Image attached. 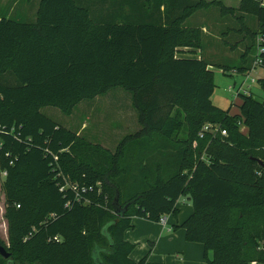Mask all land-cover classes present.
<instances>
[{
	"label": "trees",
	"instance_id": "16d2710c",
	"mask_svg": "<svg viewBox=\"0 0 264 264\" xmlns=\"http://www.w3.org/2000/svg\"><path fill=\"white\" fill-rule=\"evenodd\" d=\"M212 7L220 10L218 37L244 49L238 65L219 68L247 73L256 56L264 67V0H38L33 21L2 8L0 168L10 256L0 254V264H165L133 260L125 233L133 216L177 217L181 196L193 204L181 227L204 244L208 264H264V97L240 94L236 113L213 103L210 26L193 18ZM184 46L202 57L177 58ZM258 81L264 92V77ZM116 87L131 94L140 128L114 150L41 111L69 115ZM206 123L228 134L200 137ZM66 180L93 189L78 194L61 188Z\"/></svg>",
	"mask_w": 264,
	"mask_h": 264
},
{
	"label": "rangeland",
	"instance_id": "374dc122",
	"mask_svg": "<svg viewBox=\"0 0 264 264\" xmlns=\"http://www.w3.org/2000/svg\"><path fill=\"white\" fill-rule=\"evenodd\" d=\"M37 1L38 0H0V13L3 14L2 8L7 9V7H9L7 10L9 13L12 11L11 14H14L12 15L13 18L33 21L35 20V16L33 17V15H31V9L36 8ZM114 2H116V0H114ZM223 2L232 4V6H237L240 0H223ZM26 5L28 6L25 7ZM124 7L125 12L131 14V16L133 15L132 17L138 20L137 17L140 16L134 13L135 10H132L130 5ZM21 12H28V15L23 16ZM115 16L119 18L121 15L116 11ZM220 17L219 8L212 7L208 10L199 11L193 18L195 22H200L202 20L210 26L208 27L210 31L209 34L213 37V40H211L212 46L209 48L206 47L204 51L205 57L214 65L212 68L214 70V81L216 85L212 96L213 103L223 109L231 107V112L236 113L239 111L238 104L241 102V96L235 93L239 86L243 85V87L250 90L256 98L260 100L263 99L264 92L258 79L264 77V67L259 66L256 70L251 69L247 73L237 72V74L233 73L234 69L224 70V68H219V66L223 67L224 65H238L242 53L244 52L243 47L230 49L221 38L218 37L217 33L220 30L218 19H220ZM253 19H255L257 23L256 18L253 17ZM252 78H255L254 82L251 81ZM230 85L236 86L235 91L229 90ZM41 111L73 129H80V127L82 128L83 125H85L86 128H82V135L85 138L94 143H101L111 150L116 148L117 144L126 134L133 132L132 129L135 123L139 126L136 119V111L131 105V94L121 87L113 88L107 94L99 95L93 100L86 99L81 101L69 115L64 114L59 108L54 106L42 107ZM240 129L241 131H248V127L243 124H241ZM205 157L208 156L205 155ZM5 178V173L0 168V239L3 241V245L9 250V233L5 218V193L3 190ZM177 206L182 209L178 216V220L184 221L191 214L190 211L193 209L192 201L189 200L188 196H181ZM169 219H171V216ZM210 254L212 257L213 253L210 252Z\"/></svg>",
	"mask_w": 264,
	"mask_h": 264
},
{
	"label": "crops",
	"instance_id": "0c3cea01",
	"mask_svg": "<svg viewBox=\"0 0 264 264\" xmlns=\"http://www.w3.org/2000/svg\"><path fill=\"white\" fill-rule=\"evenodd\" d=\"M225 4L232 5L229 3ZM36 5L37 6L35 9H31V15H33V17H36L38 1ZM92 5L93 7L95 6V4ZM96 10H101V8L97 7ZM11 12L12 11H10V14ZM21 14L23 16H27L28 12H21ZM192 17H190L191 22ZM196 24H198V22H196ZM205 29V32L207 33L206 41L210 47L208 41L213 40V37H211L212 35L209 34L210 31L208 28L206 27ZM201 55L202 52L200 49H195L188 46L178 48V52L176 53L177 58L202 57ZM82 128H86L85 125H83ZM82 128H78V132L80 134H82ZM139 128L140 125L137 126L135 123V126L132 129L133 132L129 134L135 133L139 130ZM188 198L192 201L189 196ZM179 209L180 214L182 209ZM192 211L193 209L190 211V213H192ZM170 216L171 219H169ZM178 216L176 217L173 214L165 215V223L162 221H153L140 216H133L131 218L132 227L129 228L125 233L126 240L134 244V249L131 252L130 257L135 261H139L142 258L147 257L151 262H163L165 264H208L204 244L200 242H190L186 239L185 229L181 227L183 220L179 221ZM208 256L211 257L210 252L208 253Z\"/></svg>",
	"mask_w": 264,
	"mask_h": 264
},
{
	"label": "built area",
	"instance_id": "2783aa9c",
	"mask_svg": "<svg viewBox=\"0 0 264 264\" xmlns=\"http://www.w3.org/2000/svg\"><path fill=\"white\" fill-rule=\"evenodd\" d=\"M260 50L261 49L259 48L258 51H260ZM262 65H263V60L259 56H256L252 69L256 70L257 67L262 66ZM233 73L237 74V71L233 70ZM251 81L254 82L255 78H252ZM235 89H236V86H233V85L229 86V90L235 91ZM235 93L239 96L240 94H251L252 92L250 90L246 89L245 87H243V85H241V86H239L236 89ZM207 132L213 133L214 135H216V133H220L222 135H227L228 134L227 130L222 128L221 125L217 124V123H206L202 127L201 131L199 132V136L203 137L205 135V133H207ZM4 173H5V176H6L7 172L4 171ZM65 186H71L78 194H80L81 191L82 192H87V191H90V190L93 189V186H82V187H80L78 183H72V182H70L68 180H66V184L62 185L61 188H64ZM160 221H162L164 223L166 222L165 215L161 217ZM54 239L56 241H60L61 240V238L58 237V236H55Z\"/></svg>",
	"mask_w": 264,
	"mask_h": 264
},
{
	"label": "water",
	"instance_id": "95a60500",
	"mask_svg": "<svg viewBox=\"0 0 264 264\" xmlns=\"http://www.w3.org/2000/svg\"><path fill=\"white\" fill-rule=\"evenodd\" d=\"M258 162L264 167V161L263 160L258 159ZM0 254L3 255L4 257H9L10 256V252L1 243H0Z\"/></svg>",
	"mask_w": 264,
	"mask_h": 264
}]
</instances>
